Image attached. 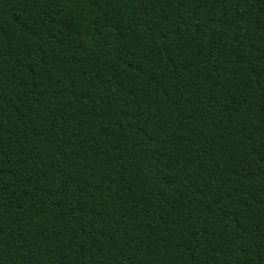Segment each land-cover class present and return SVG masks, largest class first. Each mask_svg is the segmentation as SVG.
Masks as SVG:
<instances>
[{"label":"trees","instance_id":"trees-1","mask_svg":"<svg viewBox=\"0 0 264 264\" xmlns=\"http://www.w3.org/2000/svg\"><path fill=\"white\" fill-rule=\"evenodd\" d=\"M0 264H264V0H0Z\"/></svg>","mask_w":264,"mask_h":264}]
</instances>
